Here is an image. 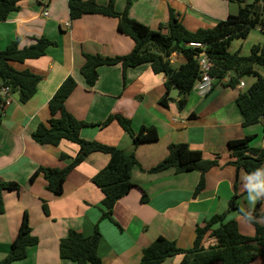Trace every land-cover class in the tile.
Listing matches in <instances>:
<instances>
[{"label": "crops", "instance_id": "obj_1", "mask_svg": "<svg viewBox=\"0 0 264 264\" xmlns=\"http://www.w3.org/2000/svg\"><path fill=\"white\" fill-rule=\"evenodd\" d=\"M95 1L100 5L109 2ZM68 3L69 0H22L18 4L20 9L0 22V50L16 39L20 48L31 46L41 37L55 42L41 58L10 63L14 69L30 71L42 80L28 102L22 104L16 93L9 105L0 108V182L20 186L19 191H0L4 202V213L0 214V261L8 255L25 212L38 244L28 249L25 259L12 264H76L60 258L61 240L69 231L92 236L97 226L102 236L98 248L102 264H137L144 250L159 236L174 241L179 248L189 249L194 244L196 228L227 213L233 197H237L240 210L228 212L226 220H236L239 227L240 223L248 224L247 233H241L252 236L254 228L241 212L250 209L244 187L249 177L230 164L228 142L253 136L258 140L252 144L251 141L250 146L264 149L262 130L244 126L236 104L239 94L248 91L256 78H242L238 86L230 88L225 86L233 76L230 73L226 79L215 82L206 96L192 91L182 110L177 106L176 89L170 92L174 101L168 108L159 104L167 78L155 74L150 64L126 70L121 64L101 66L96 84L89 87L81 73L86 55L124 56L132 52L135 43L119 32L117 18L91 14L71 21ZM115 9L119 13L127 10L131 19L154 31L167 23L173 10L188 30L196 31L212 28L229 14H237L239 4L226 0H115ZM240 40L232 41L230 52L249 56L253 46L264 44V31L256 27ZM148 49L156 52L151 45ZM170 61L176 67L185 63L183 56L177 54ZM256 70L264 74L262 68ZM69 76L77 86L65 106L77 120L88 124L81 137L118 147L134 154L139 162L131 174L134 187L116 203L112 220L103 218L104 194L92 182L109 163L108 154H90L68 174L61 195L47 190L42 174L30 182L40 167L64 169L78 155L79 146L75 143L62 140L57 146L39 145L32 137L40 124L48 125L49 101ZM114 114L130 119L135 132L142 127H154L158 140L135 146L116 121L100 126ZM178 143L202 151L207 161L218 159V165L205 173V187L197 196L194 191L201 179L199 171L149 172L168 156L169 145ZM143 192L146 202L141 200ZM258 215L256 221L264 226V200ZM209 243L206 239L204 245ZM182 259L176 256L162 264H179Z\"/></svg>", "mask_w": 264, "mask_h": 264}, {"label": "trees", "instance_id": "obj_2", "mask_svg": "<svg viewBox=\"0 0 264 264\" xmlns=\"http://www.w3.org/2000/svg\"><path fill=\"white\" fill-rule=\"evenodd\" d=\"M20 1L22 0H0V22L5 21L11 12L20 9L18 5ZM226 1L239 4L238 13L229 14L226 19L219 21L212 28L188 30L174 11L170 10L167 23L163 24L160 30L154 31L131 19L127 10L119 13L115 9V0H109L107 5H100L95 0H69L71 21L91 14L117 18L119 32L130 37L135 43L132 52L124 56L110 58L86 55L81 73L87 85L91 87L96 84L99 76L98 69L101 66L121 64L123 70H126L150 64L155 74H164L167 78L166 91L159 104L168 108L170 102L174 101L170 92L176 89L179 95L177 106L182 110L193 91L195 82L200 78L197 58L204 51L214 63L211 75L216 83L226 79L230 73H233V76L225 83V86L230 88L238 86L242 78L251 76L256 78L248 91L239 94L236 104L243 117L244 126L264 122V74L261 75L256 70L260 67L264 71V44L253 46L249 56H241L238 52L231 53L229 50L233 40L246 39L254 28L261 27L264 31V11L259 12L249 7V5H255V7L264 8V0H254L251 4L246 3L247 0ZM243 2L246 3L245 6L241 5ZM129 5L130 3L128 7ZM163 29H166L167 33H163ZM191 43L202 44L204 50L191 46ZM19 45V39H16L5 49L0 50V88L10 87L12 93H17L19 101L24 104L36 94L42 77L30 71H18L10 63L41 58L45 56L47 48L55 45V42L41 37L31 46L20 48ZM150 45L156 49V52L148 49ZM173 54L183 56L185 63L179 67L174 66L170 61ZM76 86L71 76L63 81L49 101L51 118L48 125L40 124L32 137L39 145L57 146L62 140L75 143L79 146L78 155L64 169L40 167L31 176L30 182L42 174L47 182V190L55 195H61L68 174L84 162L90 154L94 152L108 154L109 163L92 178V182L104 194L103 218L112 220L116 203L129 194L134 187L131 174L139 162L134 154H127L118 147L97 141H87L81 137L82 129L88 124L77 120L65 106L66 100ZM2 107L4 106L0 98V108ZM113 121H116L131 137L135 146L158 140V133L154 127H142L139 132H135L132 121L120 114L110 115L100 123V126L106 127ZM253 138V136H246L228 142L232 159L230 164L238 170H243L255 182H259L264 179V176L257 172L258 168L264 166V149L252 148L250 142ZM168 150V156L149 172L160 173L173 169L176 174H180L192 170L199 171L201 179L194 191V196H197L205 187V173L218 165L217 157L207 161L202 151L191 149L185 143L170 144ZM2 190L19 191L20 186L15 182H0V191ZM141 200L147 201L145 192L142 193ZM261 202L259 201L256 208L251 210L254 219L248 221L254 228L252 236L241 233L236 220H226L228 212L240 210L237 197H233L227 213L216 215L196 228L192 248H179L174 241L159 236L144 250L137 264H162L176 256L183 257L179 264H254L258 258H264V226L256 221ZM2 213H4V202L0 194V214ZM101 237L98 226L94 234L89 237L77 231H69L60 242V258L71 260L76 264H102L98 255ZM206 239L210 241L207 246L204 245ZM36 244L38 239L32 233L29 216L25 212L10 251L0 264H12L25 259L28 256V249Z\"/></svg>", "mask_w": 264, "mask_h": 264}, {"label": "built area", "instance_id": "obj_3", "mask_svg": "<svg viewBox=\"0 0 264 264\" xmlns=\"http://www.w3.org/2000/svg\"><path fill=\"white\" fill-rule=\"evenodd\" d=\"M47 12L44 11V16ZM193 47H199L204 50V46L199 43H191ZM198 66L200 70V78L195 82L193 86V91L197 92L201 96L208 95L214 88L216 82L215 78L211 75V71L214 67L212 59H210L206 53L203 51L197 58ZM12 90L8 86H3L0 88V98L3 102V106H7L12 102ZM248 183H256L254 179L249 178Z\"/></svg>", "mask_w": 264, "mask_h": 264}, {"label": "clouds", "instance_id": "obj_4", "mask_svg": "<svg viewBox=\"0 0 264 264\" xmlns=\"http://www.w3.org/2000/svg\"><path fill=\"white\" fill-rule=\"evenodd\" d=\"M257 172L264 176V166L257 169ZM255 175V174H251ZM247 192V200L250 206V209L245 211L241 209L243 214V219L246 221H252L254 219L251 209L255 207L257 202L264 200V179H261L256 183H248L245 186Z\"/></svg>", "mask_w": 264, "mask_h": 264}, {"label": "rangeland", "instance_id": "obj_5", "mask_svg": "<svg viewBox=\"0 0 264 264\" xmlns=\"http://www.w3.org/2000/svg\"><path fill=\"white\" fill-rule=\"evenodd\" d=\"M167 33V32H166ZM240 41H242V40H240ZM252 127H259V129H261L262 130V133H263V123H259V124H256V125H253ZM262 137H263V135H262ZM258 139L257 138H254L253 140H252V142H251V144L252 143H254V142H256ZM240 227H241V232H243V233H245L246 231V227H248L249 228V225L248 224H245V223H240ZM247 233V232H246ZM264 261V258H258L255 262H254V264H259L260 262H263Z\"/></svg>", "mask_w": 264, "mask_h": 264}, {"label": "water", "instance_id": "obj_6", "mask_svg": "<svg viewBox=\"0 0 264 264\" xmlns=\"http://www.w3.org/2000/svg\"><path fill=\"white\" fill-rule=\"evenodd\" d=\"M241 5H242V6H245L246 3L243 2ZM249 7H250L251 9H256V10L259 11V12L264 11V8H262V7H255V5H249Z\"/></svg>", "mask_w": 264, "mask_h": 264}]
</instances>
